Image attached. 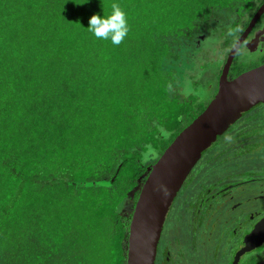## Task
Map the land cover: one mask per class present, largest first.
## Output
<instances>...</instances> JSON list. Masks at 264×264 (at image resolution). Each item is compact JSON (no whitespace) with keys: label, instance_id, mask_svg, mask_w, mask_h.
Instances as JSON below:
<instances>
[{"label":"trees","instance_id":"trees-1","mask_svg":"<svg viewBox=\"0 0 264 264\" xmlns=\"http://www.w3.org/2000/svg\"><path fill=\"white\" fill-rule=\"evenodd\" d=\"M114 2L130 29L119 46L86 29ZM263 4L0 0V264H127L149 170L206 111L231 48ZM216 34L225 53L210 62L205 40ZM238 61L231 80L259 66ZM212 63L223 66L206 101L204 69ZM209 151L187 183L199 166H230L238 175L252 168L245 162L263 167L264 103ZM213 152H233L234 163L227 156L217 163ZM245 176L263 182L264 169ZM129 200L132 210L123 211Z\"/></svg>","mask_w":264,"mask_h":264},{"label":"water","instance_id":"water-1","mask_svg":"<svg viewBox=\"0 0 264 264\" xmlns=\"http://www.w3.org/2000/svg\"><path fill=\"white\" fill-rule=\"evenodd\" d=\"M264 15V4L230 51L219 78L218 93L206 111L178 136L149 170L129 229L127 264H157L161 238L179 193L200 162L230 127L244 114L264 103V65L230 79V70L242 45ZM259 32L247 45L254 52ZM255 48V49H253ZM264 243V219L246 238L239 257ZM259 264H264V260Z\"/></svg>","mask_w":264,"mask_h":264},{"label":"flooded vegetation","instance_id":"flooded-vegetation-1","mask_svg":"<svg viewBox=\"0 0 264 264\" xmlns=\"http://www.w3.org/2000/svg\"><path fill=\"white\" fill-rule=\"evenodd\" d=\"M248 27L245 28L239 39ZM259 32H264V15L242 45L236 58L243 51L264 53V41L259 44L254 52H251L247 48V45L256 38ZM260 40H264V36L261 35ZM213 154L216 157L218 156V159L215 156H211L215 157L214 160L217 163L224 162V158L220 156H227L229 160L227 163H234V161L230 160V155L234 154L233 152H213ZM215 161H208L206 159V163L213 164ZM229 175H231L232 179H227ZM192 177L193 179L190 184L185 183L171 212L174 210L175 205H182L191 197L189 199L190 203L185 207V210H188L189 214V217L187 216L189 218L187 223L191 222L193 224L195 220L194 215L198 218L194 224L195 230L197 228L196 233L198 236L194 240V250L202 252V255L198 257V264H215V260L218 259L220 261L224 253L227 254V257L229 254L228 264H259L262 262L264 260V243L250 253H245L240 257L239 254L244 248L246 238L256 225L264 219V180L263 182H260L261 179L257 178L250 180L248 176H245V173L244 176L243 173L238 175L230 166L216 167L212 165L208 167L199 166ZM208 177L214 178V185L209 183V185L204 186L206 185L204 180ZM185 187L188 188L185 189ZM186 190L189 193L185 195ZM197 191H199V195H196ZM260 192L261 195H259ZM171 212L164 232L169 225ZM181 217L182 214L179 215V219ZM164 232L159 245L157 262L161 254L163 260L160 264H196L195 261L189 259L187 254H184V250H192L191 237H189V246V243L183 239V236H181L180 241L177 240L178 231L175 230L174 239L167 242L166 238L163 240ZM217 245L220 247V249L218 247V250L215 249ZM175 256L178 257V260Z\"/></svg>","mask_w":264,"mask_h":264},{"label":"rangeland","instance_id":"rangeland-1","mask_svg":"<svg viewBox=\"0 0 264 264\" xmlns=\"http://www.w3.org/2000/svg\"><path fill=\"white\" fill-rule=\"evenodd\" d=\"M219 33H220V31H219ZM219 36H220V34H216L215 37L212 35V36H209L208 38H206V40H205L204 52L206 53L205 57L208 59L210 58L208 61H210V60L212 61V59L215 60L216 54L221 55L222 53H225V47L224 46L222 48L217 49V46H218L217 44L219 41H221V39H219ZM216 38H218V41L216 40ZM215 52H216V54H215ZM228 56H229V54H228ZM262 59H263L262 52L250 53L248 51H243L241 53V55H239V57H238V60H239L238 62H239V65L242 67H244V66L245 67H252V66L257 65V64L263 65L264 63H261ZM219 63H221V62H219ZM222 66L223 65H220L218 67L215 63H212V64H208V66H206L204 69L205 74H207L208 77H206L207 79L205 78V80H204V89H206V92H203L202 96L205 97L206 101L212 94L213 83L210 81V79L212 80L214 75L220 71ZM252 69H254V68H252ZM219 74H220V72H219ZM216 82H217V80H216ZM210 83H212V84H210ZM207 86H209L210 88H207ZM258 138L260 139L259 136H258ZM211 152L212 151H209L208 154H210ZM245 164L247 165V167L252 166L251 169L256 171V172H257V169L259 171H263V169H264V166L263 167H261V166L255 167V164L253 162H251V163L245 162ZM251 169H249V168L248 169L247 168L242 169L241 168V171L246 174L247 172H251ZM248 170H250V171H248ZM237 172H238V170H236V173ZM229 178L232 179L231 175H229L227 177V179H229ZM213 180H214V178L208 177L207 179L204 180V182H206V185H204V186L209 185V183H211V185H214L215 182H213ZM188 193H189V191L185 192V195ZM196 195H199V191L196 192ZM259 195H261V192L259 193ZM189 199H191V197ZM189 199L186 200L184 202V204H182V205H180V204L175 205L174 210L171 212L172 215L169 219V225L164 232L163 240L165 238H166L165 240L167 242H170L171 240H173L175 230H177L178 231L177 240L180 241L181 236H183V239L187 240V242L189 243V246H190L189 237H191V242H192V248L191 249L192 250H184V254H187L189 256V259L195 261L196 264H198L199 263L198 257H200L202 255V252H199V250H194L195 249L194 240L197 239V237H198L197 233H196L197 228L195 230L194 224H195L196 219H198V218L194 215L195 220L193 221V224L191 222L187 223L189 221V218H188L189 214H188V210H185V207L190 203ZM132 203H133L132 200H129L127 202V206H126L127 209L123 208V211L130 212L132 210ZM180 214H182L181 219H179ZM173 244H175V243H173ZM178 244H180V243H178ZM218 247H219V245H217L215 249L218 250ZM219 249H220V247H219ZM175 257L178 260V257L177 256H175ZM228 257H229V254H228ZM228 257H227V254L224 253V255H223V257H221L220 261L218 259L215 260V264H218L219 262H220V264H228V259H229ZM192 264H195V263H192Z\"/></svg>","mask_w":264,"mask_h":264},{"label":"clouds","instance_id":"clouds-1","mask_svg":"<svg viewBox=\"0 0 264 264\" xmlns=\"http://www.w3.org/2000/svg\"><path fill=\"white\" fill-rule=\"evenodd\" d=\"M96 39L111 41L119 46L129 33L128 14L119 3H112L111 11L103 15L94 14L86 28Z\"/></svg>","mask_w":264,"mask_h":264}]
</instances>
